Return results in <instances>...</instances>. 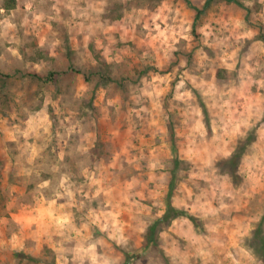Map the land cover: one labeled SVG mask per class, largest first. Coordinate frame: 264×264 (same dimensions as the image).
<instances>
[{
	"label": "rangeland",
	"instance_id": "rangeland-1",
	"mask_svg": "<svg viewBox=\"0 0 264 264\" xmlns=\"http://www.w3.org/2000/svg\"><path fill=\"white\" fill-rule=\"evenodd\" d=\"M7 1L0 264H264V0Z\"/></svg>",
	"mask_w": 264,
	"mask_h": 264
},
{
	"label": "trees",
	"instance_id": "trees-1",
	"mask_svg": "<svg viewBox=\"0 0 264 264\" xmlns=\"http://www.w3.org/2000/svg\"><path fill=\"white\" fill-rule=\"evenodd\" d=\"M5 8H13V7H15L16 6V0H8L7 2H5L4 3V5H3ZM198 13H200V11L198 12ZM205 115H206V117H207V111H205ZM170 133H171V139H172V143L174 144L173 145V149H177V145H176V141H175V132H174V128L173 127H171V130H170ZM178 158L176 159V162H178ZM174 179H175V177H174V175H173V177H172V179H171V181H170V183H169V190L171 191L173 188H174V185H175V181H174ZM168 201H167V212H166V214H165V217H169V215H170V211H172L173 210V204L171 203V201H170V192H169V197H168V199H167ZM176 210V209H175ZM175 214V213H174ZM174 214L172 215V216H174ZM176 215V214H175ZM153 228H155L156 227V224H154L153 226H152ZM150 235H149V237H148V241L150 242V243H152V242H154V239H153V234L152 233H149ZM148 242V243H149ZM134 254H136L135 252L134 253H132L131 255L132 256H134ZM131 255H127V258H126V260H125V262H124V264H131V261H130V258H131Z\"/></svg>",
	"mask_w": 264,
	"mask_h": 264
}]
</instances>
